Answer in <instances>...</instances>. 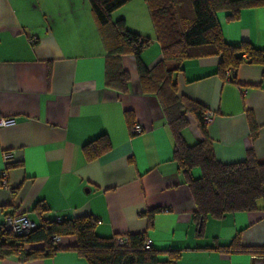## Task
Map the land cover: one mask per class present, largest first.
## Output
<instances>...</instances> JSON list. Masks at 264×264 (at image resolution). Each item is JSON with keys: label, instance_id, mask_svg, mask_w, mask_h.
I'll list each match as a JSON object with an SVG mask.
<instances>
[{"label": "crops", "instance_id": "obj_1", "mask_svg": "<svg viewBox=\"0 0 264 264\" xmlns=\"http://www.w3.org/2000/svg\"><path fill=\"white\" fill-rule=\"evenodd\" d=\"M217 16L227 43L249 42L264 51V6L242 8L238 20L226 11ZM122 18L130 31L151 39L141 59L153 68L162 50L147 2L132 0L111 15L113 22ZM106 53L88 0H0V117L15 119L0 125V177L4 170L8 175V187L0 184V221L28 214L41 225L90 215L101 237L147 232L156 250L192 248L174 264H264L248 253L195 250L227 245L239 233L243 245L264 246V199L260 210L208 218L201 234L158 98L142 92L133 54L121 58L130 74L128 93L107 88ZM219 62L218 56L185 60L176 76L178 94L216 113L206 131L219 160L242 161L253 150L264 161V66L245 63L223 79ZM128 111L142 134H132ZM190 120L183 134L195 144L204 135ZM101 135L110 149L87 160L84 145ZM6 152L14 153L9 164ZM38 203L47 209L42 215L34 210ZM154 209L148 229L145 213ZM75 243V236H63L53 256L12 255L0 257V264H89L65 249ZM168 260L159 255L161 263Z\"/></svg>", "mask_w": 264, "mask_h": 264}, {"label": "trees", "instance_id": "obj_2", "mask_svg": "<svg viewBox=\"0 0 264 264\" xmlns=\"http://www.w3.org/2000/svg\"><path fill=\"white\" fill-rule=\"evenodd\" d=\"M106 48L105 86L120 94H127L130 74L122 66V56L133 54L142 92L154 94L160 103L164 118L173 140V158L177 162L184 182L194 199L193 220L203 233L208 218L222 219L228 214L260 210L264 199V161L253 150H248L245 159L238 162L219 160L208 137L204 122L207 110L200 102L179 95L176 76L182 64L190 58L220 57L217 73L223 79L228 71L235 73L243 64L264 66V51L249 42L231 45L224 39L218 20V12L226 11L229 20H238L244 7L264 6V0H145L161 45L162 58L151 69L141 59L151 39L132 32L125 19L111 20L114 11L132 0H88ZM190 115L198 122L203 139L189 144L183 131L190 125ZM130 127L131 112H126ZM252 130L256 124L252 113L248 114ZM109 139L105 135L88 142L83 151L87 160H93L109 150ZM10 163V162H9ZM8 163V164H9ZM199 170L197 176L195 170ZM35 211L42 215L47 209L38 203ZM159 209L145 213L148 229ZM21 215V214H14ZM98 219L86 215L73 219L53 220L25 235L0 230V257L19 256L24 260L39 259L55 255L62 250L53 237L73 235L76 243L65 249L85 258L89 264H174L191 247L159 251L146 247L147 232L128 233L124 244L117 241L119 235L101 237L96 233ZM248 253L264 258V246H245L240 233L229 244H214L196 247L195 250ZM168 254L167 262H160L159 255Z\"/></svg>", "mask_w": 264, "mask_h": 264}, {"label": "built area", "instance_id": "obj_3", "mask_svg": "<svg viewBox=\"0 0 264 264\" xmlns=\"http://www.w3.org/2000/svg\"><path fill=\"white\" fill-rule=\"evenodd\" d=\"M31 40L35 41L36 37H32ZM215 117H216V113L212 110L207 109L205 111V114H204L205 124H209L210 122H212L215 119ZM14 123H15L14 118H2V117H0V125L1 126L12 125ZM131 131H132V134L139 135V134H142L144 129L140 123L135 122L131 126ZM13 156H14L13 152L4 153L5 162L8 163L9 161H11ZM0 184L4 187H8L7 170H4L1 173ZM56 220L61 221L62 218L58 217ZM36 227H37L36 222L33 219H31L28 214L7 215L0 221V230L1 231L12 232L15 235L28 234L30 231H32ZM53 240L55 243H57L60 241V237L54 236ZM117 241L120 244H124L126 241V238L123 235H119L117 237ZM145 245H146V247L152 246V240L148 239ZM20 254H24V252H20Z\"/></svg>", "mask_w": 264, "mask_h": 264}]
</instances>
